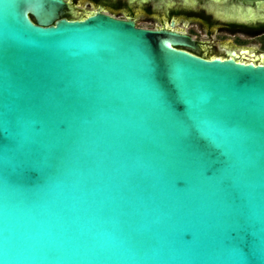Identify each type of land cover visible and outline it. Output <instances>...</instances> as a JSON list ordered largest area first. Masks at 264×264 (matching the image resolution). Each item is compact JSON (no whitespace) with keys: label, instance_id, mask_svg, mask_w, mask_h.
Segmentation results:
<instances>
[{"label":"water","instance_id":"obj_1","mask_svg":"<svg viewBox=\"0 0 264 264\" xmlns=\"http://www.w3.org/2000/svg\"><path fill=\"white\" fill-rule=\"evenodd\" d=\"M137 1L0 0V264H264V38Z\"/></svg>","mask_w":264,"mask_h":264},{"label":"flooded vegetation","instance_id":"obj_2","mask_svg":"<svg viewBox=\"0 0 264 264\" xmlns=\"http://www.w3.org/2000/svg\"><path fill=\"white\" fill-rule=\"evenodd\" d=\"M136 2H139L137 0H134ZM209 0H197L192 2L189 0V3H180V2H168L164 5H157L154 3V0H143L142 3H146L149 9L153 10H162L166 6H170L173 8H180L185 7L186 8H193L198 7L200 10H191L189 11L191 14L195 15L196 17H189L190 20H200L201 18H206V20H209L210 22H214L215 25L213 27L208 28V31H213V29L218 30H224L227 31L230 34H245L249 36H257L264 38V15L262 12H264V1L257 2L249 6L250 8L258 7L260 8V12L257 14V16L253 15L249 18H243L240 15L245 12V9L241 8V11H215L214 9L207 8L205 3L207 4ZM231 4H233L231 2ZM113 11V10H112ZM172 11H176L173 9ZM114 14V12H112ZM66 17H69L71 15L67 14L66 11L64 13ZM116 15V14H114ZM72 17V16H71ZM127 17V16H124ZM130 17H133L130 15ZM175 21L176 27H177V20L176 18H171L168 22L165 21V24L162 26L168 25L171 21ZM178 29V28H177ZM189 35V34H188ZM191 36V35H190ZM192 37V36H191ZM193 39V38H192ZM197 45L196 50L188 49L202 57H234L237 60L240 61H252L255 63H261L264 62V50L261 51H255L252 52L249 49H243V48H220L219 46L214 45L215 47V54L212 56H207L203 53L202 44H200L198 41L193 39ZM231 52H235L234 55H231Z\"/></svg>","mask_w":264,"mask_h":264},{"label":"trees","instance_id":"obj_3","mask_svg":"<svg viewBox=\"0 0 264 264\" xmlns=\"http://www.w3.org/2000/svg\"><path fill=\"white\" fill-rule=\"evenodd\" d=\"M92 1H96L98 3L104 4L106 6H110L112 8L118 6L119 4H121V3H116V4L109 5L110 4L109 0H92ZM68 18H72V17L69 16Z\"/></svg>","mask_w":264,"mask_h":264},{"label":"snow or ice","instance_id":"obj_4","mask_svg":"<svg viewBox=\"0 0 264 264\" xmlns=\"http://www.w3.org/2000/svg\"><path fill=\"white\" fill-rule=\"evenodd\" d=\"M145 60H147V57H145ZM161 87H163V85H161ZM155 94H156L157 97H160L162 95V93L160 91V88L156 89V93Z\"/></svg>","mask_w":264,"mask_h":264}]
</instances>
